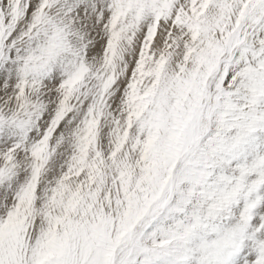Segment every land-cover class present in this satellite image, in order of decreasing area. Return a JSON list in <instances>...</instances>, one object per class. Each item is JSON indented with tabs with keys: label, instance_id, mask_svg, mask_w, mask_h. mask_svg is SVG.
Instances as JSON below:
<instances>
[{
	"label": "snow or ice",
	"instance_id": "obj_1",
	"mask_svg": "<svg viewBox=\"0 0 264 264\" xmlns=\"http://www.w3.org/2000/svg\"><path fill=\"white\" fill-rule=\"evenodd\" d=\"M0 264H264V0H0Z\"/></svg>",
	"mask_w": 264,
	"mask_h": 264
}]
</instances>
